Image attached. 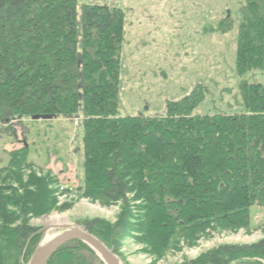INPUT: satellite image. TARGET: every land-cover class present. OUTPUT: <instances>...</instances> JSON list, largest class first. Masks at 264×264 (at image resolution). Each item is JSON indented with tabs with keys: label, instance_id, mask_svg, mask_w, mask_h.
Here are the masks:
<instances>
[{
	"label": "trees",
	"instance_id": "16d2710c",
	"mask_svg": "<svg viewBox=\"0 0 264 264\" xmlns=\"http://www.w3.org/2000/svg\"><path fill=\"white\" fill-rule=\"evenodd\" d=\"M79 3L0 0V142L17 147L4 150L10 159L0 168L8 182L0 187V264H29L42 240L43 230L27 217L56 205L51 187L61 181L51 172L24 181L23 170L46 168L37 169L31 146L19 137L59 117L82 120L79 195L106 208L120 205L114 224L84 219L79 225L116 254L130 237L159 259L211 231L258 228L253 214L264 210V85L241 84L242 114L193 115L200 98L192 92L168 103L164 115L122 116L125 15ZM241 15L236 67L244 75L264 69V0H247ZM247 260L264 262V239L221 246L190 264ZM47 264L104 263L84 243L72 242Z\"/></svg>",
	"mask_w": 264,
	"mask_h": 264
},
{
	"label": "rangeland",
	"instance_id": "374dc122",
	"mask_svg": "<svg viewBox=\"0 0 264 264\" xmlns=\"http://www.w3.org/2000/svg\"><path fill=\"white\" fill-rule=\"evenodd\" d=\"M78 1L79 5L115 7L125 15L122 116L164 115L168 103L180 101L192 92L200 98L193 115L242 114L245 109L241 84L264 85V69L239 75L236 67L241 10L246 7L247 0ZM81 122L77 117L44 120L34 129L30 125L28 130L25 129L27 138L19 137L21 144L26 141L31 146L30 157L35 160L37 169L46 168L43 172L33 168L23 170L24 181L31 173L45 177L50 172L52 178L61 181L60 186L51 187L56 205L43 215L27 217L32 227L44 232L38 248L46 236L55 237L74 227L83 228L79 225L81 220L102 219L114 224L120 213V205L102 207L78 193L84 181ZM21 144L18 147L22 148ZM6 148L10 152L17 147L0 142V168L10 159L4 152ZM5 177V174L0 175V187L8 185L3 180ZM22 193L20 190L19 195ZM64 206L68 210L59 212L58 209ZM253 216L254 223L261 224L256 229L211 231L194 246L188 247L181 241L178 247L159 259L146 252V247L138 244L135 237L125 239L119 254L114 253L122 264H190L221 246L251 245L264 239V210L256 209ZM52 217H65L67 225L50 230L46 223ZM243 262L264 264L259 260Z\"/></svg>",
	"mask_w": 264,
	"mask_h": 264
},
{
	"label": "water",
	"instance_id": "95a60500",
	"mask_svg": "<svg viewBox=\"0 0 264 264\" xmlns=\"http://www.w3.org/2000/svg\"><path fill=\"white\" fill-rule=\"evenodd\" d=\"M34 117V120H39ZM71 242H82L95 251L105 264H122L118 256L107 248L100 240L84 228L74 227L55 236L49 242L40 245L32 257L30 264H47V262L65 245Z\"/></svg>",
	"mask_w": 264,
	"mask_h": 264
},
{
	"label": "bare ground",
	"instance_id": "6f19581e",
	"mask_svg": "<svg viewBox=\"0 0 264 264\" xmlns=\"http://www.w3.org/2000/svg\"><path fill=\"white\" fill-rule=\"evenodd\" d=\"M67 222H68V220L65 217H63V218L52 217V218H50V220L46 224L49 226L50 230H53V229H59L61 227H64L65 225H67ZM53 238H54V236L53 237L46 236V238H45V240H44V242L42 244H45V243L49 242Z\"/></svg>",
	"mask_w": 264,
	"mask_h": 264
},
{
	"label": "built area",
	"instance_id": "2783aa9c",
	"mask_svg": "<svg viewBox=\"0 0 264 264\" xmlns=\"http://www.w3.org/2000/svg\"><path fill=\"white\" fill-rule=\"evenodd\" d=\"M64 189H65L64 187H61V190H62V191H65Z\"/></svg>",
	"mask_w": 264,
	"mask_h": 264
}]
</instances>
